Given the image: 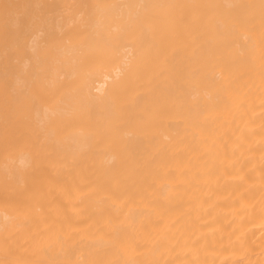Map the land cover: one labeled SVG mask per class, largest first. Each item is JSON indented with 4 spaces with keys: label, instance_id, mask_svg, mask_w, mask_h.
<instances>
[{
    "label": "bare ground",
    "instance_id": "6f19581e",
    "mask_svg": "<svg viewBox=\"0 0 264 264\" xmlns=\"http://www.w3.org/2000/svg\"><path fill=\"white\" fill-rule=\"evenodd\" d=\"M0 264H264V0H0Z\"/></svg>",
    "mask_w": 264,
    "mask_h": 264
}]
</instances>
